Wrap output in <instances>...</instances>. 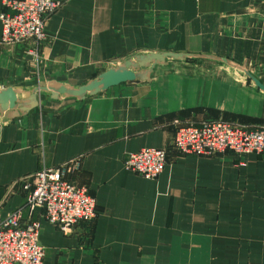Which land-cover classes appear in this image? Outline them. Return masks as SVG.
<instances>
[{"label": "crops", "instance_id": "1", "mask_svg": "<svg viewBox=\"0 0 264 264\" xmlns=\"http://www.w3.org/2000/svg\"><path fill=\"white\" fill-rule=\"evenodd\" d=\"M29 46L0 42V87L79 85L143 49L245 61L264 85V0H60L36 59ZM36 94L26 113L0 116V216L24 202V178L62 164L95 206L67 233L22 210L20 223L39 221L42 264H264V150L182 154L171 143L179 124L205 118L264 126V92L239 69L172 61L82 99ZM146 146L166 155L152 178L123 164Z\"/></svg>", "mask_w": 264, "mask_h": 264}, {"label": "built area", "instance_id": "2", "mask_svg": "<svg viewBox=\"0 0 264 264\" xmlns=\"http://www.w3.org/2000/svg\"><path fill=\"white\" fill-rule=\"evenodd\" d=\"M0 42L32 41L26 52L36 59L43 38L45 16L60 0H0ZM178 153L213 154L264 150V126L247 127L221 118H205L197 123L179 124L171 140ZM166 160L165 150L141 147L125 154L126 168L143 177H155ZM63 164L41 167L22 180L24 202L0 216V264H42L43 248L38 241L39 221L29 218L20 223L23 209H38L48 222L65 233L79 221H90L95 214L94 198L83 184L64 177ZM264 208V195L262 198Z\"/></svg>", "mask_w": 264, "mask_h": 264}, {"label": "water", "instance_id": "3", "mask_svg": "<svg viewBox=\"0 0 264 264\" xmlns=\"http://www.w3.org/2000/svg\"><path fill=\"white\" fill-rule=\"evenodd\" d=\"M183 56L211 58L224 62L229 67L239 69L254 86L264 92V85L248 72L245 61L237 63L227 57L210 53L143 49L135 51L127 57L117 58L114 63L109 64L104 70L79 85L49 81L45 85L33 86L28 91L13 86L0 87V116L4 115V119H11L26 113L37 105L36 92L39 91L47 93L51 98L63 96L82 99L86 95L95 94L122 81L148 79V74L154 63H163L165 57L181 58ZM24 92L25 94L22 95Z\"/></svg>", "mask_w": 264, "mask_h": 264}, {"label": "rangeland", "instance_id": "4", "mask_svg": "<svg viewBox=\"0 0 264 264\" xmlns=\"http://www.w3.org/2000/svg\"><path fill=\"white\" fill-rule=\"evenodd\" d=\"M172 61L181 62L183 64H186V63L193 64V63H200V62L205 63V62L212 61V62L219 63L221 65H224V66H228L224 62H221V61L215 60V59H211V58H204V57H186V56H183L181 58L165 57L164 60H163V63H160V64L154 63L151 66V70H150V72L148 74V79H135V80H138V81H147V80H149V78H150L153 70L155 69V67H157V66H165L168 62H172Z\"/></svg>", "mask_w": 264, "mask_h": 264}]
</instances>
